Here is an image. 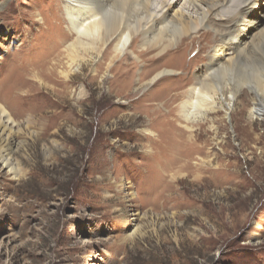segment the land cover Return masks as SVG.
Segmentation results:
<instances>
[{"label":"rangeland","instance_id":"1","mask_svg":"<svg viewBox=\"0 0 264 264\" xmlns=\"http://www.w3.org/2000/svg\"><path fill=\"white\" fill-rule=\"evenodd\" d=\"M34 8L55 3L0 0V25L18 11L26 22ZM202 33L186 50L181 84L201 72L214 45ZM5 37L0 28V75L12 45L25 41ZM92 65L73 75L68 95L38 90L40 98L24 102L2 95L18 134L8 146L16 173L0 166V264H264V116L249 114L253 93L244 89L238 114L208 112L190 129L174 111L169 118L181 134L174 138L162 121L150 127L151 118L179 102L151 103L149 117L141 98L156 88L135 85L140 69L124 88L111 84L110 73L96 77ZM6 145L0 139V149Z\"/></svg>","mask_w":264,"mask_h":264},{"label":"bare ground","instance_id":"2","mask_svg":"<svg viewBox=\"0 0 264 264\" xmlns=\"http://www.w3.org/2000/svg\"><path fill=\"white\" fill-rule=\"evenodd\" d=\"M54 3L55 9L27 11L31 17L26 22L23 17L27 13L23 11L3 19L0 28L6 32L4 41L12 44L23 37L26 43L19 41L17 49L13 45L10 48L13 57L8 56L10 61L0 75V100L2 95H10L17 102L35 101L43 95L41 90L64 92H59L58 97L68 95L73 75L83 74L93 64L96 77L110 73L111 84L124 88L133 83L134 67L136 71L140 69L135 85L156 88L141 98L149 117L151 103L162 98L166 99V105L179 102L173 110L151 118L154 121L150 127L162 121L172 127L174 138L181 136L175 133V121L169 118L174 111L179 116L176 119L183 121L187 129L208 112L224 111L226 117L234 112L238 114L235 106L245 107L244 101H238L244 89L254 95L249 114L264 116V0H177L175 3L174 0H89L88 3L54 0ZM4 6V11L10 8L7 3ZM7 20L13 22L9 24L12 28H7ZM15 20L23 27L22 34L16 33ZM35 27L39 30L33 34L31 30ZM260 28L262 32L256 34ZM199 31H203L201 38L203 34H212L214 45L205 52L206 62L201 72L196 71L188 83L181 84L180 76L188 70H181L185 67L186 50ZM128 56L135 60L130 66L122 59ZM194 58L190 55V59ZM174 74L177 78L171 80ZM173 91L179 93L170 100L168 96ZM82 94L81 90L78 99ZM16 134L12 118L0 104V139L7 143L6 148L0 149V166L12 174L16 168L8 146L12 148L15 144ZM156 163L161 164V158ZM159 167L167 172L168 166Z\"/></svg>","mask_w":264,"mask_h":264},{"label":"snow or ice","instance_id":"3","mask_svg":"<svg viewBox=\"0 0 264 264\" xmlns=\"http://www.w3.org/2000/svg\"><path fill=\"white\" fill-rule=\"evenodd\" d=\"M82 3H88L89 0H81Z\"/></svg>","mask_w":264,"mask_h":264}]
</instances>
